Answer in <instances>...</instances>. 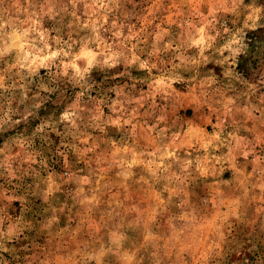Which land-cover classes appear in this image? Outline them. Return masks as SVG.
<instances>
[{
  "label": "rangeland",
  "instance_id": "obj_1",
  "mask_svg": "<svg viewBox=\"0 0 264 264\" xmlns=\"http://www.w3.org/2000/svg\"><path fill=\"white\" fill-rule=\"evenodd\" d=\"M0 264H264V0H0Z\"/></svg>",
  "mask_w": 264,
  "mask_h": 264
}]
</instances>
